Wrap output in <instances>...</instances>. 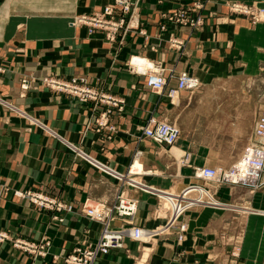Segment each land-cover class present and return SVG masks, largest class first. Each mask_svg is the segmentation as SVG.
Instances as JSON below:
<instances>
[{
    "label": "crops",
    "instance_id": "1",
    "mask_svg": "<svg viewBox=\"0 0 264 264\" xmlns=\"http://www.w3.org/2000/svg\"><path fill=\"white\" fill-rule=\"evenodd\" d=\"M192 1L196 0H142L132 20L137 28L129 29L122 43L121 39L112 43L103 31L89 33L87 27L71 22L78 14L102 11L113 0H0V234H6L0 240V264L34 262L31 253L14 245L17 238L49 239L47 255L35 263L66 264V253L76 245L96 242L101 234L102 224L83 213L84 205H113L122 191L139 200L136 224L152 227L161 222L153 219L156 199L150 192L117 179L83 158L79 150L96 164L147 183L156 184L166 167L174 170L176 179L190 166L180 165L174 153L167 154L164 145L144 138L142 130L151 117L169 118L171 111L178 114V105L166 92L178 86L179 74L187 71L209 80L230 67L248 76H264V21L253 25L228 6L232 1L264 5V0H202L206 23L194 32L166 19L167 13ZM171 36L186 39L185 48L170 45ZM133 56L165 67V92L147 87L146 74L130 64ZM50 76L84 79L123 102L121 107L82 102L47 87L43 79ZM24 78L30 81L28 89L21 86ZM192 93L183 90L178 98L186 100ZM108 110V125L99 126L96 119ZM189 143L179 147L184 149L182 157L188 155L194 163L203 164L202 152ZM140 149L144 174H130ZM242 188L246 187L234 185L235 192ZM28 191L71 209L40 207L18 194ZM233 202L263 211L248 215L226 211L221 216L228 228L230 222L239 224L230 238L243 235V242H236L241 258L233 264H264V188ZM164 205L169 207L168 202ZM190 216L186 249L194 238L195 223L204 219V210L192 211ZM158 239L157 250L144 257L145 243L127 238L125 248L100 254L95 264H176L182 248L177 234Z\"/></svg>",
    "mask_w": 264,
    "mask_h": 264
},
{
    "label": "rangeland",
    "instance_id": "2",
    "mask_svg": "<svg viewBox=\"0 0 264 264\" xmlns=\"http://www.w3.org/2000/svg\"><path fill=\"white\" fill-rule=\"evenodd\" d=\"M233 3L242 4L241 7L243 10H232L231 5ZM182 5L183 6L172 10L171 13H167L166 19L168 21L190 27L191 32L201 30V28L206 23L205 15L202 13V10L204 9V1L196 0L192 1V3ZM249 5L253 7L249 8L250 12L244 10L246 9L245 6L248 7V3L237 1L228 2L231 12L247 17L251 24L254 25L263 22L262 20H255L254 14L257 15L264 5L257 3ZM182 10L187 16L185 18V22L183 23L178 22V14H180ZM181 39L184 43L183 47L181 49H175L183 50L185 48L187 41L186 39ZM169 42L170 45H172L170 38ZM182 72L188 73L187 71ZM197 78L199 84L196 88L190 90L193 91L192 96L189 94V97L186 100H179L178 98L176 101L174 97L169 96L171 89L178 90L180 95L181 91L183 90H180L178 86L171 87L166 92V95L170 98V100L178 105L179 116H177L178 114L175 115L174 111H171L170 113L172 116L170 115L169 118L151 117V119L155 118L157 121H169L175 123L180 127L181 137L179 141H177L178 143L176 142L177 145H175V148L180 149V153L177 155L173 154L174 148L172 149V147L174 145H162H164L167 154H173L176 156L180 165L185 163L187 167L190 166L189 170H187L186 173L182 172V174H180L179 177L175 179L174 170L172 168L170 169L166 167L164 170L165 173L158 176L156 184L147 183L140 178L131 176V178H134L135 180L146 185L144 190L141 188H134L147 193L150 192V194L155 197L156 207L154 210L153 219L156 222L161 220V222H157L158 224L152 227H145L136 224L134 221H132V224H128L123 218L117 217L116 221L114 222V226L116 228H129L138 225L144 229L157 231V235L153 237L151 241H143L145 243V247L142 250L144 257L157 250V246L159 245L158 237L174 233L177 234V242L182 247L178 249V259L176 260V264H233L234 260L241 258L242 250L239 245H236V242L238 240V243L240 242L241 244L243 242V235H239L240 237L237 236L235 239L230 238V236H232V230L234 229L236 232V229H238L236 226H239V224L237 225V223L234 224V222H230L228 228V222H221V216H223L225 214L224 212L226 211H233V213L239 215H248V213H251L245 212L244 210H253L252 206L240 205L238 203H234L233 201L235 198H239L240 196H245L248 195V193H255L256 191H259L260 189L264 188V184L258 188H252L242 184L207 182L198 177L196 171L199 167H219L228 170L243 157L244 153L249 147L258 143V137L256 136V123L259 119V116L262 115L264 111V76L252 77L248 76V74L242 69H232L230 67L228 69L226 67L218 77L211 76L209 80H200L199 77ZM146 85L152 90L151 86L148 85V79ZM166 88L167 85L161 92H165ZM167 111L169 112V110H166V112ZM150 120L142 130L143 137L148 139L151 138L144 134V129L150 123ZM189 138H192L193 141H185ZM188 143L195 151L198 150L202 152L200 155L204 156L201 159L203 160V164L200 165L194 163L191 161L188 155L185 158L182 157L184 154V149L182 148V150L179 147ZM140 151L142 152L141 149ZM182 158L184 160H182ZM163 159H165V157H163ZM198 159L200 160V158H197V160ZM125 181L127 180L125 179ZM234 185H240L246 188H244L245 190L243 188L240 189V192H235ZM129 186L132 187V185ZM189 186H201L204 189V201L186 211L179 218V220H177V222L172 225V215L170 210L171 204L165 192L180 193ZM229 198L232 199V202H230ZM137 201L139 203L138 199ZM166 202L169 203V207H165L164 204H166ZM220 204H225L227 208H222ZM85 209L86 208L83 207L82 211L86 215ZM202 210H204V219L201 220V224L199 223V225L198 223H195L197 226L194 225V229H196L194 231L195 233L193 234L194 238L191 242L189 239L190 243H187L189 248L186 249V247H184V243H186L188 238L191 212H200ZM181 223H186L188 225V228L184 233L180 231ZM232 226H234V228ZM237 234L233 233V235ZM22 240L35 243L38 246L45 245L46 241L50 242V240L46 238H42L38 242L27 239ZM96 242L76 245L70 252L64 255L63 261L66 264H74L68 261L69 256L74 252V250L84 244H95ZM47 250L48 249L46 248V251ZM26 252L33 255L34 262L32 264H36L35 259L38 257H44L47 255H36L37 253L34 254L33 252ZM54 258L57 259V257Z\"/></svg>",
    "mask_w": 264,
    "mask_h": 264
},
{
    "label": "built area",
    "instance_id": "3",
    "mask_svg": "<svg viewBox=\"0 0 264 264\" xmlns=\"http://www.w3.org/2000/svg\"><path fill=\"white\" fill-rule=\"evenodd\" d=\"M142 0H113V3L108 4L102 11L94 13H82L76 15L72 19V25L85 26L89 33H94L101 30L105 33L106 39L110 42H117L121 39L120 43L123 42L127 31L129 29L137 28V24L132 23L134 15L139 8ZM242 4L233 3L231 9L241 10ZM244 7V6H243ZM246 11L250 12L249 8H253L248 4L245 6ZM243 10V9H242ZM185 12L178 14V22H185ZM255 20L264 21V7L260 12L255 15ZM162 28H165L163 26ZM121 37V38H120ZM171 44L174 48L181 49L184 45L181 38L171 36ZM141 57V56H138ZM141 59H147L143 57ZM130 64L133 69L138 72H142L147 75L148 85L151 86L152 90L161 92L167 85L168 78L165 75V67L161 63L154 62L151 60V64L141 62L133 56L130 59ZM145 66V67H143ZM1 69V67H0ZM43 83L52 89L72 94L80 99L82 102L96 101L101 103H107L112 106H120L123 102L111 94H107L100 89L87 85L84 79H78L76 77L61 78L57 76L45 77ZM199 84L198 78L190 75L186 72H182L178 76V88L180 90H192ZM23 89L30 87V81L27 78L22 80L21 84ZM178 92L176 89H171L169 96L174 97L175 93ZM111 110L105 112L100 118L96 119L99 126L108 125V114ZM256 136L258 137V143L247 149L244 153L243 162L241 159L237 161L230 169L226 170L219 167H199L197 168L198 177L202 178L207 182H226L230 184H242L250 186L252 188H258L264 184V111L256 123ZM144 134L151 138L153 141L159 144H166L169 146L175 145L181 136L180 127L169 121H157L155 118L150 120V123L145 127ZM257 142V141H256ZM79 154L92 162L99 168L110 173L121 181L131 179L132 187L141 188L146 185L142 182L131 178L130 176L116 173L112 169H109L105 165L96 164L95 161L90 159L85 153L79 150ZM142 152L138 150L135 155V161L141 156ZM134 161V162H135ZM247 163V164H246ZM134 164V163H133ZM246 164V165H245ZM133 167V165H132ZM132 167L129 170L130 174H133ZM135 173V172H134ZM19 195H26L31 200L41 207L58 209L63 208L71 209V207H65L62 203L58 202L54 198L43 195L41 193L28 191L26 193L18 192ZM169 198L173 201L171 206V218L172 225L189 209L202 203L204 200V189L201 186H189L186 187L180 193H167ZM195 194V195H193ZM86 208V215L92 220L98 221L102 224V233L99 240L95 244H84L77 247L74 252L69 256V262L74 264H94L100 254L108 253L112 248L122 249L125 248V240L132 238L133 240L144 241L143 236L148 234L149 240L157 235L156 230L144 229L137 226L129 228H116L114 222L117 217H121L128 224H132L133 218L138 212V201L135 198L128 196L124 191L120 192L117 196V201L113 205L99 204L96 206L84 205ZM62 221L63 219L60 218ZM188 228L186 223L180 224V231L185 232ZM6 234H0V240H4ZM147 242V241H146ZM50 244L49 241L45 242V245L38 246L35 243L17 239L14 241L16 247L22 248L25 251L33 252L38 255H46L48 252L46 248ZM50 246V245H49Z\"/></svg>",
    "mask_w": 264,
    "mask_h": 264
},
{
    "label": "bare ground",
    "instance_id": "4",
    "mask_svg": "<svg viewBox=\"0 0 264 264\" xmlns=\"http://www.w3.org/2000/svg\"><path fill=\"white\" fill-rule=\"evenodd\" d=\"M136 58L138 59V60H140L141 62H145L146 61V63L147 64H143V65H145V66H148L149 64H151V60L150 59H141V58H143V57H138V56H136ZM145 66H143V67H145ZM178 96H179V93L178 92H176L175 93V95H174V98L175 99H178ZM176 146H174L173 148H174V154L175 155H177L178 153H180V149H178V148H175ZM172 148V149H173ZM241 162H243V159H241ZM247 164V163H246ZM245 164V165H246ZM132 171L133 172H136V173H140V172H143V164L139 161V159H136V161L134 162V164H133V167H132ZM146 173H148V172H146ZM143 174H144V172H143ZM128 176H130V175H128ZM131 177V176H130ZM128 182H130L131 184H133L132 183V181H131V179L130 178H128ZM130 184V185H131ZM144 188H146V187H142V189L144 190ZM165 194L167 195V198L169 199V202H170V204H171V206L173 205V201L169 198V195L167 194V192H165ZM193 195H195V194H193ZM221 206H222V208L223 207H225V208H227L226 207V205L225 204H220ZM212 207V206H211ZM170 209V208H169ZM237 210V209H236ZM245 212H252V213H262L263 211H258V210H244ZM142 239H144V241L146 242V241H148L149 240V237H148V234H146V235H144L143 236V238Z\"/></svg>",
    "mask_w": 264,
    "mask_h": 264
}]
</instances>
